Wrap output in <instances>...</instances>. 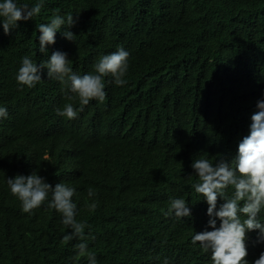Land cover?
Listing matches in <instances>:
<instances>
[{
  "label": "trees",
  "instance_id": "1",
  "mask_svg": "<svg viewBox=\"0 0 264 264\" xmlns=\"http://www.w3.org/2000/svg\"><path fill=\"white\" fill-rule=\"evenodd\" d=\"M219 1L43 0L39 17L18 23L7 35L0 26V101L12 114L0 125V264L88 261L73 259L81 240L61 242L70 229L55 210L23 213L10 194L7 178L32 170L53 187L64 183L75 189L76 219L87 225L86 236L95 237L87 240V250L97 264H161L167 249L179 248L194 258L180 264H205L209 253L191 242L195 233L207 230L194 231L203 219L201 205L189 203L195 206L192 216L176 219L165 215L166 200L190 199V157L215 163L235 155L232 135L264 81L263 60L250 67L242 62L250 47L264 43V0H234L233 11L209 14ZM55 13L76 20L67 50L78 40L69 53L80 66L118 43L131 49L127 83L105 85L106 99L78 109L81 117L73 124L56 113L65 100L61 84L52 83L41 107L21 108L19 96L10 91L13 82L5 81L10 67L18 72L23 57L35 61L39 33L33 25ZM30 91L39 95L42 87ZM19 151H30L29 156L20 158ZM109 173L114 196L107 205ZM126 183L144 191L150 210L118 202L121 192L115 188ZM93 202L95 210L89 208ZM116 202L119 212L104 211ZM150 211L159 213L157 222Z\"/></svg>",
  "mask_w": 264,
  "mask_h": 264
},
{
  "label": "clouds",
  "instance_id": "2",
  "mask_svg": "<svg viewBox=\"0 0 264 264\" xmlns=\"http://www.w3.org/2000/svg\"><path fill=\"white\" fill-rule=\"evenodd\" d=\"M232 1L234 0H220L219 6L214 5L208 13L215 16L221 11H233L230 6ZM42 6L43 0H39L34 6L19 1L15 3L14 0L0 2V26L4 34L16 29L18 23L32 20L40 13ZM41 19L42 24L39 22L33 25L34 30L39 33L35 38V61L29 56L23 57L18 72L10 67L5 81L13 82L10 91L19 96L21 108L41 107L52 92V83L61 84L65 100L56 109V113L73 124L81 117L77 114L78 109L86 110L106 99L105 85L113 82L116 86H123L127 83L125 76L132 57L131 49L126 43H118L100 53L87 65L80 66L69 53L70 47L78 40L67 50V44L73 41L76 33L73 15L69 14L66 19L55 13L50 18ZM169 29L166 26L165 35L169 34ZM80 34L82 36L84 31ZM58 48L61 51H57ZM143 54L144 50L138 56ZM260 60L264 61V43L250 47L242 58V62L248 67ZM140 61L141 59L138 62ZM15 82L17 88L13 89ZM37 86L42 87L39 95L30 91ZM66 89L71 95L67 94ZM7 107L10 105L0 101V125L11 119L12 114ZM84 130L89 132L86 128ZM94 137L95 134L91 139ZM232 138L231 154L235 155L230 160L222 157L212 163L202 157H190V199H167L164 213L176 219H186L192 216L195 207H191L189 203L201 205L203 219L194 231L205 227L207 230L195 233L191 242L193 245L199 242L200 249L209 253L205 264H264V81L260 83L257 94L242 118V125ZM28 152L30 151H19L20 158L28 157ZM148 162L147 156L143 163L147 165ZM111 178L112 174L109 173L106 178L108 190L104 198L107 205L111 204L114 196ZM6 183L10 194L20 202L23 213L40 209L55 210L60 215V224L66 230L70 229L61 242L67 244L73 239L81 240L75 245L77 255L73 259L79 260L86 256L88 261L83 264H97L95 254L87 250V240L95 237L86 236L84 230L87 225L76 219L77 205L72 201L74 188L64 183H57L53 187L33 170L27 176L7 178ZM229 188L231 189L228 190ZM115 189L121 192L118 202L125 201L132 208L142 206L150 210L152 203L141 188L132 190L126 183L124 187ZM95 194V190L89 188L88 196L93 197ZM118 202L112 204L111 209L105 207L104 211L119 212ZM97 206L93 202L89 208L95 210ZM148 215L157 222L159 213L150 211ZM181 249H167L168 256L161 264L194 262L192 256L182 255ZM26 264H31V260H27Z\"/></svg>",
  "mask_w": 264,
  "mask_h": 264
},
{
  "label": "rangeland",
  "instance_id": "3",
  "mask_svg": "<svg viewBox=\"0 0 264 264\" xmlns=\"http://www.w3.org/2000/svg\"><path fill=\"white\" fill-rule=\"evenodd\" d=\"M147 158V157H146Z\"/></svg>",
  "mask_w": 264,
  "mask_h": 264
}]
</instances>
